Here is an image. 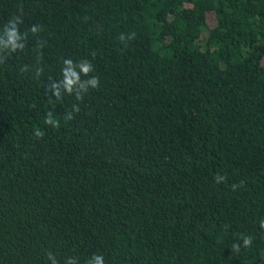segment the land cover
<instances>
[{
	"label": "trees",
	"instance_id": "trees-1",
	"mask_svg": "<svg viewBox=\"0 0 264 264\" xmlns=\"http://www.w3.org/2000/svg\"><path fill=\"white\" fill-rule=\"evenodd\" d=\"M13 17L0 264H264V0H0V39ZM65 59L82 102L49 91Z\"/></svg>",
	"mask_w": 264,
	"mask_h": 264
},
{
	"label": "clouds",
	"instance_id": "clouds-1",
	"mask_svg": "<svg viewBox=\"0 0 264 264\" xmlns=\"http://www.w3.org/2000/svg\"><path fill=\"white\" fill-rule=\"evenodd\" d=\"M22 23L17 17H13L12 20L8 23L7 28L4 31V39H0V50L9 49L11 52L23 51L26 47L25 43L21 41L26 39V35L22 36L18 25ZM29 30L33 34H38L42 31L39 25H32L30 26ZM121 40H124V36L121 35L119 37ZM64 67L62 68V76L63 79L59 83L53 82L50 87L49 91L52 96H54L57 100L61 99V92L60 89L63 88L68 95H72L75 93L76 99L79 101L84 100L85 94L89 91V89H96L99 87L100 81L98 77L89 76L90 73L94 71L93 64L88 60H81L79 63H75L71 59L63 60ZM43 69H38L37 75L42 72ZM83 77H87V79H82ZM74 111L79 112L80 109L77 105L73 106ZM54 112L48 111L46 113V117L44 123L52 128L59 127V120L53 119ZM64 120L68 121L73 119L71 114H67L64 117ZM43 132L41 130H36L35 135L36 137H42ZM217 183H222L220 177L217 175L215 177ZM260 227L264 228V221H261ZM241 240L243 241V247L248 248L252 244L251 236H241ZM241 245L239 243L234 244L233 248L239 252ZM47 259L52 261V264H58L57 260L55 259L53 253L49 252L47 254ZM67 264H76L74 259L69 258L67 260ZM88 264H105L104 258L102 255H94L91 260L88 261Z\"/></svg>",
	"mask_w": 264,
	"mask_h": 264
}]
</instances>
